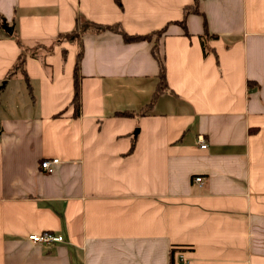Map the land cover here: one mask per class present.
Masks as SVG:
<instances>
[{"label": "crops", "instance_id": "crops-1", "mask_svg": "<svg viewBox=\"0 0 264 264\" xmlns=\"http://www.w3.org/2000/svg\"><path fill=\"white\" fill-rule=\"evenodd\" d=\"M121 2L0 0V264H264V0Z\"/></svg>", "mask_w": 264, "mask_h": 264}, {"label": "trees", "instance_id": "trees-1", "mask_svg": "<svg viewBox=\"0 0 264 264\" xmlns=\"http://www.w3.org/2000/svg\"><path fill=\"white\" fill-rule=\"evenodd\" d=\"M119 6L122 8V2L121 0H117ZM198 8V0L190 6L185 7L184 9V19L180 22L184 28H186L185 19L186 16L190 13H199ZM107 30H110L112 32L120 34L125 41L132 42V41H140V40H147V41H153V38L155 35H157V39L154 41V44L151 48V52L155 60L157 61L159 65V80L156 87V90L154 92L153 99L149 103V106L153 105L154 100L161 95L162 93L166 92L167 89H169V85L167 83V73H166V64H165V55L162 52L161 49V41L160 38L164 35L166 32V26L162 29H159L157 31L145 34V35H139V34H129L120 23H112V24H105V23H98L95 21H91L86 19L82 15H78L76 17L75 22V28L71 33H60L58 35L57 41L61 40L63 37H67L70 34L76 37H80L89 33H95L99 34L102 32H105ZM186 34H189V32L186 31ZM210 37H214V35H210L207 31H205L204 34L201 35V43L204 50V54L207 55L209 51H214V48L208 45V40ZM19 43L22 45L23 43L19 40ZM82 52L80 51L77 57V63L75 66V72H74V95L72 99V104L74 105V116H78L80 114V106H81V90H80V74H79V63L81 58ZM25 57L23 54H20L19 59L17 63L11 68L9 71V76L13 75L18 69L22 68L23 74L26 77V80L28 81L27 74L25 72V69L23 68ZM59 114H56L55 116H58Z\"/></svg>", "mask_w": 264, "mask_h": 264}, {"label": "built area", "instance_id": "built-area-1", "mask_svg": "<svg viewBox=\"0 0 264 264\" xmlns=\"http://www.w3.org/2000/svg\"><path fill=\"white\" fill-rule=\"evenodd\" d=\"M201 144L202 147L207 146L204 140H201ZM57 162H59L58 158L46 159L42 162V167L46 172L51 173L54 170L53 165ZM195 181L198 182L199 184H203V177L197 176L195 177ZM28 239L34 243L44 244V245H53L56 242L64 241L63 235L56 234L55 232H50V231H44L41 233H30L28 235ZM180 259H181L180 264H189V262L184 258V254L182 252L180 253Z\"/></svg>", "mask_w": 264, "mask_h": 264}, {"label": "rangeland", "instance_id": "rangeland-1", "mask_svg": "<svg viewBox=\"0 0 264 264\" xmlns=\"http://www.w3.org/2000/svg\"><path fill=\"white\" fill-rule=\"evenodd\" d=\"M22 79V81H21V83H22V85H23V87L25 88V82H24V79L23 78H21ZM19 95H20V93H19ZM0 111L2 112H4V108H3V106L2 107H0Z\"/></svg>", "mask_w": 264, "mask_h": 264}, {"label": "water", "instance_id": "water-1", "mask_svg": "<svg viewBox=\"0 0 264 264\" xmlns=\"http://www.w3.org/2000/svg\"><path fill=\"white\" fill-rule=\"evenodd\" d=\"M4 26H5L7 29H9L10 31H12V27H8L6 23L4 24ZM136 131H138V129H137Z\"/></svg>", "mask_w": 264, "mask_h": 264}]
</instances>
